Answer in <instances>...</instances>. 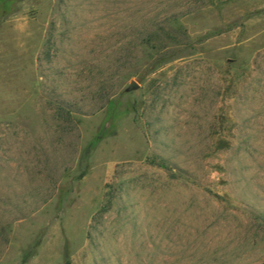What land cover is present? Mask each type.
Instances as JSON below:
<instances>
[{"label": "rangeland", "instance_id": "1", "mask_svg": "<svg viewBox=\"0 0 264 264\" xmlns=\"http://www.w3.org/2000/svg\"><path fill=\"white\" fill-rule=\"evenodd\" d=\"M0 264H264V0H0Z\"/></svg>", "mask_w": 264, "mask_h": 264}, {"label": "water", "instance_id": "2", "mask_svg": "<svg viewBox=\"0 0 264 264\" xmlns=\"http://www.w3.org/2000/svg\"><path fill=\"white\" fill-rule=\"evenodd\" d=\"M135 87H137V86L129 85L126 89L129 91V90H131V89H133V88H135Z\"/></svg>", "mask_w": 264, "mask_h": 264}, {"label": "trees", "instance_id": "3", "mask_svg": "<svg viewBox=\"0 0 264 264\" xmlns=\"http://www.w3.org/2000/svg\"><path fill=\"white\" fill-rule=\"evenodd\" d=\"M79 109H80V108H79ZM71 111L80 112V111L78 110V108H74V109L70 110L69 112H71Z\"/></svg>", "mask_w": 264, "mask_h": 264}]
</instances>
